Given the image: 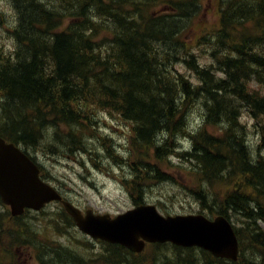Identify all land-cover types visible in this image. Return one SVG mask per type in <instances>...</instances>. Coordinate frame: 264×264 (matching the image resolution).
Segmentation results:
<instances>
[{"label":"trees","instance_id":"1","mask_svg":"<svg viewBox=\"0 0 264 264\" xmlns=\"http://www.w3.org/2000/svg\"><path fill=\"white\" fill-rule=\"evenodd\" d=\"M4 1L11 10L4 29L11 48L0 44V135L47 155H90L94 138H99L104 148L97 153L100 160L108 152L121 168L129 163L130 180L124 183L135 203L141 202L151 183L176 181L158 164L178 156L191 169L188 172L196 185L191 190L201 209L230 215L243 223L236 229L238 260H212L205 251L200 258L193 249L157 245L139 263L264 264V0H219L218 27L200 36L195 45L200 56L182 36L202 0ZM159 3L166 6L165 13L156 12ZM1 20L5 18L0 11ZM155 29L162 34L160 38L152 34ZM201 57L207 62L202 63ZM217 71L221 72L218 77ZM208 74H214L221 86L210 84L205 78ZM201 76L205 80H199ZM133 80L134 93L130 90H134ZM104 109L130 124L125 145L130 148L129 155L124 149L116 157L107 136L94 129V114L99 120ZM192 117L194 123H190ZM185 120L188 123L182 130L180 123ZM181 134H185L186 143L178 138ZM89 155L88 160L97 162ZM49 175L43 173L47 179ZM7 214L0 212V220ZM17 218L21 223L15 219L10 232L18 236L16 228H20L24 236L38 233L33 222ZM48 219L55 228L74 225L61 207ZM167 254L171 258H166ZM46 255L50 257L46 264H80L73 253L56 256L48 249ZM117 256L121 261L125 254L117 252ZM256 256L262 259L255 260Z\"/></svg>","mask_w":264,"mask_h":264},{"label":"rangeland","instance_id":"2","mask_svg":"<svg viewBox=\"0 0 264 264\" xmlns=\"http://www.w3.org/2000/svg\"><path fill=\"white\" fill-rule=\"evenodd\" d=\"M216 1L217 0H202L203 4L201 6L200 12L194 18L190 27H188L183 32V36H185L184 38H186L190 45L194 43L195 37L198 36L199 33L200 35L204 33L202 32L204 27L209 26L210 28H213L216 26L218 17V13H216ZM0 11L4 14L5 18L4 21H0V44L2 43L3 46L11 48V41L4 31L5 24L11 17V10L7 2H5L4 0H0ZM102 111L103 112L99 114L100 119L98 120V116L94 114L93 120H95L97 124H101L103 126L101 134L103 133V131H105L103 135H107L106 133H109L110 131L112 135L115 134V140L111 139L110 136L107 135L109 138L108 147L112 148L113 153L114 151L116 152L114 153V155L118 157L121 155V151L119 150H121L122 148H126L125 145L128 143L130 135V124L122 119L121 121L119 119H110L111 116L106 114L105 109ZM105 128L107 129V131L105 130ZM98 129L100 130V127ZM112 141L113 143L115 142V146L113 145ZM93 144L95 146V149L90 153V155L89 153H82V151V154H78V152L69 156L62 154V152L48 153L47 155L45 154L46 152L43 153L38 150L33 151V154L36 155L38 161L42 163V165L46 169V173L55 176L59 180L61 179L60 183L58 184L60 186V189L65 193L66 196H69V198L79 207H82L84 210L85 208L90 207L93 208L96 212L102 211L111 214L120 213L121 211H124L125 209L131 207L130 201L128 199V194L125 193L124 183L120 181L117 182L115 179L109 177V174L107 173L111 172L112 167L113 169L118 171L119 174H122L124 170H122L119 166H116L114 168V165L119 164V162H117L116 164L114 159L109 156L108 152L106 153L107 157H105L106 155H102L105 158L101 156L102 160L98 159L97 155L99 154L97 153H99L100 151V139L95 137L93 140ZM128 153L129 152H127V154ZM88 155L91 160L96 159L97 162L92 163V161L88 160ZM124 157L127 158V156ZM130 157L133 158L132 154L130 155ZM173 159L174 160L172 161V164L168 163V161H165L159 162L158 166L163 171H168L170 174L173 175L174 179L179 181L177 182L178 184L176 183L177 186L167 182L158 184L154 183L152 185L153 190L149 187L147 192H149V196L154 198V203H159L161 205L160 211L163 214L191 213L197 211L199 209V204L198 202H196V200L194 199V197H192L190 193V189L196 188V185L193 184L194 178L192 177L190 172H188L189 170L191 171V169L188 164L184 162V160H179L178 158ZM177 163H179V165H177ZM84 164H86V166ZM182 185L186 190L182 188ZM217 190L219 189L216 187V191ZM210 192L211 191H209V193ZM232 219V221H234V224L238 225V223L240 222L236 217H233ZM30 220L36 221L34 220V218L29 219V221ZM48 226L56 229L55 225L51 221L48 223ZM42 231L46 232L45 230ZM47 232L49 233L51 231ZM72 234L75 237V244L73 245V254H76L78 257L82 258L89 257L94 259L98 257V255L100 254V249H96L95 256H93L94 253H92V250L89 248L91 243L90 241L95 240H92L89 237L84 238L83 234L79 233L78 231H74L72 232ZM72 240H74L73 237ZM95 242L97 243L98 241ZM70 243L73 244L72 242ZM52 247L49 248L52 249ZM69 253L71 254L72 252ZM169 254H167V256L165 257L168 258ZM160 261V258H158L157 262ZM80 264L83 263L80 262ZM93 264L102 263L99 261Z\"/></svg>","mask_w":264,"mask_h":264},{"label":"water","instance_id":"3","mask_svg":"<svg viewBox=\"0 0 264 264\" xmlns=\"http://www.w3.org/2000/svg\"><path fill=\"white\" fill-rule=\"evenodd\" d=\"M39 168L13 143L0 136V196L11 206L13 214L23 207L38 208L52 199L61 200L58 192L39 177ZM64 207L83 232L94 238L118 242L140 250L146 240L172 241L178 245H198L215 256L236 258L237 237L228 220L218 215L214 220L202 214L161 215L156 206L144 204L114 218L94 215L63 200ZM141 237L143 240L139 239Z\"/></svg>","mask_w":264,"mask_h":264},{"label":"bare ground","instance_id":"4","mask_svg":"<svg viewBox=\"0 0 264 264\" xmlns=\"http://www.w3.org/2000/svg\"><path fill=\"white\" fill-rule=\"evenodd\" d=\"M181 1H183V0H181ZM180 1V2H181ZM232 1V0H231ZM234 1V0H233ZM241 1V0H240ZM141 3V2H140ZM232 3H235V2H232ZM239 3V2H238ZM183 7V6H182ZM187 7V6H186ZM137 8V7H136ZM135 8V9H136ZM179 8H180V6H179ZM183 8H185V6L183 7ZM183 8H181V9H183ZM141 9V8H140ZM186 9V8H185ZM189 10V9H188ZM180 11H183V10H180ZM185 12V11H184ZM263 12V11H262ZM186 13V12H185ZM189 14V13H188ZM191 14V13H190ZM193 15V14H192ZM134 17V16H133ZM194 17V16H193ZM91 18H93L92 17V15H91ZM177 18V17H176ZM176 18H175V20H176ZM183 19H184V17H182ZM170 19H172V18H170ZM185 21V20H184ZM174 22V21H173ZM186 22V21H185ZM144 23V22H143ZM147 23V22H146ZM175 23V22H174ZM177 23V22H176ZM182 23V22H181ZM171 24V23H170ZM170 24H169V26H170ZM184 24V23H183ZM182 25V24H181ZM126 32V31H125ZM154 32L156 33L155 35H157L158 36V38H160L161 36H162V34H161V36H160V33H159V31L158 30H154L153 32H152V34H154ZM151 34V35H152ZM163 37H166V36H163ZM153 39H156V40H154V41H157V40H159V39H157V38H155V37H152ZM119 39V38H118ZM164 38H162L161 40H163ZM121 40H123V39H121ZM159 43V42H158ZM155 44H157V42L155 43ZM173 45V44H172ZM159 46V45H158ZM165 46H167V44L165 45ZM250 46V45H249ZM173 47V46H172ZM171 47V48H172ZM176 48V47H175ZM164 50H165V47L163 48ZM159 50H161V49H159ZM168 50H169V48H168ZM180 50V49H179ZM147 51V50H146ZM171 51V50H170ZM177 52V51H176ZM175 52V53H176ZM149 54H150V52H148ZM158 53V52H157ZM173 53V52H172ZM146 55V54H145ZM153 55H156L155 54V52H154V54ZM169 55H171V54H169ZM178 55V54H177ZM147 56V55H146ZM256 56V55H255ZM156 57V56H155ZM169 57V56H168ZM167 57V58H168ZM172 57V56H171ZM179 57V56H178ZM143 58V57H142ZM144 58H146V57H144ZM164 58V57H163ZM259 58V57H258ZM160 59V58H159ZM165 59V58H164ZM169 59V58H168ZM173 59V58H172ZM102 60V59H101ZM157 60V59H156ZM207 59L205 58V57H201L200 58V61H202V63H205V62H207L206 61ZM142 61V60H141ZM144 61V60H143ZM147 61V60H146ZM150 61V60H149ZM152 61V60H151ZM177 61V60H176ZM257 61V60H256ZM160 62H161V60H160ZM181 62V61H180ZM179 62V63H180ZM259 62V61H258ZM153 63V62H152ZM155 63V62H154ZM164 63V62H163ZM166 63H168V62H166ZM171 62H169V64H170ZM172 63H174V61L172 62ZM176 63V62H175ZM178 63V62H177ZM157 64V63H156ZM165 64V63H164ZM182 64V63H181ZM140 65V64H139ZM152 65H154V64H152ZM160 65V64H159ZM162 65V64H161ZM167 65V64H166ZM166 65H164V66H166ZM254 65V64H253ZM163 66V67H164ZM177 66V65H176ZM168 67H169V65H168ZM175 67V66H174ZM171 68H172V66H171ZM149 69V68H148ZM66 71V70H65ZM148 71V70H147ZM163 71H167V70H163ZM162 72V71H161ZM161 72H159V73H161ZM168 72V71H167ZM166 74V73H165ZM173 74V73H172ZM215 74V73H214ZM214 74H208V76H204L205 78H206V80L208 81V82H210V84H215V85H220V83H216L215 82V78L216 77H218V76H220V74H221V72H219V71H217L216 72V74H215V76L216 77H214ZM168 75V74H167ZM189 75V74H188ZM191 75V74H190ZM193 75V74H192ZM172 76V75H171ZM174 76V75H173ZM178 77V76H177ZM193 77V76H192ZM192 77H190V78H192ZM203 76H201V77H199V80H205V78H202ZM166 78H168V77H166ZM171 78V77H170ZM174 78V77H173ZM179 78V77H178ZM172 79V78H171ZM194 79V78H193ZM171 82H173V81H171ZM170 82V83H171ZM175 82V81H174ZM169 83V82H168ZM130 84L132 85H130L132 88H134L133 86H134V80L133 81H131L130 82ZM208 84V83H207ZM224 84H226V83H224ZM128 85V84H127ZM129 86V87H130ZM139 86V85H138ZM221 86V85H220ZM224 86V85H223ZM130 87V88H131ZM230 89V88H229ZM133 93L134 92H136L135 91V88H134V90L133 89H130ZM131 91H129L130 93H131ZM182 91V90H181ZM66 97V96H65ZM242 98V97H241ZM131 99V98H130ZM139 99V98H138ZM239 99V98H238ZM168 101V100H167ZM78 102V101H77ZM139 102V101H138ZM202 102H203V100H202ZM172 103V102H171ZM198 104H199V102H198ZM201 104V103H200ZM196 105V104H195ZM194 105V106H195ZM202 105V104H201ZM132 107V106H131ZM169 107V106H168ZM201 107V106H200ZM205 108V107H204ZM211 108V107H210ZM197 109H199V108H197ZM203 109V107L201 108V110ZM196 111V110H195ZM207 111V110H206ZM107 113V115H109V116H115V114H112V113H110V112H108V111H106ZM207 113V112H206ZM105 114V115H106ZM131 114V113H130ZM136 114V113H135ZM198 114H200L199 113V111H198V113H197V115ZM132 115V114H131ZM208 115V114H207ZM130 117V116H129ZM128 117V118H129ZM105 118V117H104ZM128 118H127V120H128ZM131 118V117H130ZM134 120V119H133ZM137 120V119H136ZM191 120V122L190 123H194L195 121L193 120V117H192V119H190ZM189 119H188V121H190ZM219 120V119H218ZM222 120V119H221ZM240 121L242 120V119H239ZM223 121V120H222ZM226 121V120H225ZM133 122V121H132ZM135 122H137V121H135ZM138 122H140V121H138ZM137 122V123H138ZM221 122V121H220ZM245 122V121H244ZM186 123H188V122H186V120L185 121H183L182 123H180L181 125V129L182 130H185L186 129ZM223 123H225V122H223ZM93 124H94V129L96 128H99L100 127V130H99V132L101 131V130H103V126H100V124H97V122L95 121V120H93ZM140 124H142V123H140ZM145 124V123H144ZM226 124V123H225ZM224 124V125H225ZM233 124V123H232ZM248 124V123H247ZM75 125V124H74ZM78 125V124H77ZM136 125V124H135ZM145 125H147V124H145ZM194 125V124H193ZM201 125V124H200ZM237 125H240V124H237ZM236 125V126H237ZM79 126V125H78ZM77 126V127H78ZM235 126V125H234ZM233 126V127H234ZM248 126V125H247ZM76 127V126H75ZM141 127V126H140ZM164 127V126H163ZM162 127V128H163ZM167 127V126H166ZM192 127V126H191ZM194 127H195V125H194ZM198 127V126H197ZM201 127V126H200ZM79 128V127H78ZM120 128V127H119ZM143 128V127H142ZM247 128V127H246ZM168 129V128H167ZM192 129V128H191ZM194 129V128H193ZM98 130V129H97ZM105 130L107 131V129L105 128ZM139 130H142V129H139ZM159 131H160V129H158ZM196 130V129H195ZM236 130V129H235ZM241 130H243V129H241ZM247 131L249 130V129H246ZM245 130V131H246ZM252 130H254L253 128H252ZM109 131V130H108ZM127 131V130H126ZM194 131V130H193ZM199 131V130H198ZM244 131V132H245ZM246 131V132H247ZM255 131V130H254ZM253 131V132H254ZM257 131V130H256ZM105 131H103V133H104ZM111 132V131H110ZM109 132V133H110ZM130 132V131H129ZM142 132V131H141ZM161 132V131H160ZM176 132V131H175ZM195 132V131H194ZM197 132V131H196ZM195 132V133H196ZM253 132H251V133H253ZM101 133V132H100ZM103 133H102V135H103ZM159 133V132H158ZM163 133V132H162ZM164 133H165V131H164ZM163 133V134H164ZM180 133V132H179ZM142 134V133H141ZM166 134H168V132H166ZM172 134H173V132H172ZM171 134V135H172ZM175 134H177V133H175ZM244 134V133H243ZM88 135H91V134H88ZM95 135V134H94ZM94 135H91V136H94ZM125 135V134H124ZM182 136L180 137L179 135H177V136H179L178 138H181V139H184L185 138V134L183 135V134H181ZM190 135V134H189ZM245 135V134H244ZM249 135H251V134H249ZM258 135V134H257ZM87 136V135H86ZM114 136H115V134H114ZM159 136V135H158ZM162 136H164V135H162ZM247 136H248V134H247ZM95 137V136H94ZM176 137V136H175ZM190 137V136H189ZM231 137V136H230ZM87 138H88V136H87ZM116 138V137H115ZM118 138V137H117ZM140 138V137H139ZM159 138L162 140V137H160L159 136ZM177 138V137H176ZM187 138H188V136H187ZM229 138V137H228ZM91 139H92V137H91ZM99 139V138H98ZM145 139V138H144ZM157 139V138H156ZM163 139H165V138H163ZM181 139H178V140H181ZM190 139V138H189ZM188 139V140H189ZM192 139V138H191ZM203 139V138H202ZM252 139V138H251ZM74 140V139H73ZM73 140H70V142H68L69 144H73L72 142H74ZM107 140V139H106ZM117 140V139H116ZM185 141V143H186V139H184ZM246 140V139H245ZM257 140V139H256ZM120 141V140H119ZM143 141V139L142 140H140V142H142ZM155 141V140H154ZM182 141V140H181ZM247 141V140H246ZM260 141V140H259ZM56 142H58V141H56ZM89 142H91V141H89ZM118 142V141H117ZM156 142V141H155ZM158 142L160 143V141L158 140ZM226 142H227V140H226ZM85 143V142H84ZM93 143V142H92ZM96 143V142H95ZM98 143V142H97ZM111 143V142H110ZM112 143H113V141H112ZM115 143V142H114ZM114 143H113V145H114ZM143 143V142H142ZM159 143H157V144H159ZM258 143V142H257ZM86 144V143H85ZM88 144V143H87ZM90 144V143H89ZM189 144V143H188ZM61 145H62V142H61ZM94 145V144H93ZM97 145V144H96ZM100 145V144H99ZM103 145V144H102ZM156 145V144H155ZM164 145V144H163ZM180 145V144H179ZM184 145H187V144H184ZM183 145V146H184ZM226 145V144H225ZM115 146V145H114ZM168 146V145H167ZM177 146V145H176ZM182 146V145H181ZM181 146L179 147V148H181ZM188 146V145H187ZM192 146V145H191ZM264 146V145H263ZM83 147V146H82ZM87 147V146H86ZM101 148L100 149H102L103 147L102 146H100ZM170 147V146H169ZM168 147V148H169ZM248 147V146H247ZM262 147V146H261ZM260 147V148H261ZM107 148V147H106ZM182 148H184V147H182ZM187 148V147H186ZM91 148H89V150H90ZM93 149H95V148H93ZM124 149H126V151H128L129 149H127V148H122L121 149V151H122V154H123V152H124ZM164 149V148H163ZM170 149H171V147H170ZM169 149V150H170ZM173 149V148H172ZM188 149V148H187ZM75 150H80L79 149V147H76V149ZM92 150V149H91ZM108 150V149H107ZM168 150V151H169ZM182 150V149H181ZM264 150V149H263ZM103 151H104V148H103ZM120 151V150H119ZM153 151V150H152ZM240 151V150H239ZM242 151V150H241ZM81 152V151H80ZM129 152V151H128ZM156 152V151H155ZM219 152V151H218ZM217 152V153H218ZM234 152V151H233ZM252 152V151H251ZM104 153V152H103ZM102 153V154H103ZM163 153V152H162ZM171 153V152H170ZM249 153H250V151H249ZM255 153H257V152H255ZM254 153V154H255ZM32 154V156L33 157H37L36 155H34L33 154V152L31 153ZM96 154V153H95ZM101 154V155H102ZM129 154V153H128ZM159 154V153H158ZM168 154V153H167ZM219 154V153H218ZM251 154V153H250ZM262 154V153H261ZM68 155V154H67ZM105 155V154H104ZM221 155H222V157H225V156H227L226 154H225V152H222L221 153ZM154 156H156V155H154ZM158 157H160V155H157ZM258 156V155H257ZM96 157V156H95ZM102 157H104V156H102ZM105 157H107V155L105 156ZM104 157V158H105ZM177 157V156H176ZM162 158V157H161ZM179 158V157H178ZM99 159V158H98ZM167 159V158H166ZM225 159H227V157H225ZM254 159H255V157H254ZM260 159V158H259ZM263 159V158H262ZM102 160V159H101ZM123 159H121V161H122ZM120 161V162H121ZM175 161H177V160H175ZM251 161H253V160H251ZM113 162V161H112ZM118 161L116 160L115 161V163H117ZM123 163H125L124 161H123ZM228 163V162H227ZM113 164V163H112ZM128 165H127V167H129V163H127ZM141 166V165H140ZM142 166H144V165H142ZM226 167V166H225ZM227 167H229L228 165H227ZM129 168H131V167H129ZM230 168V167H229ZM153 169H155V168H153ZM134 171V170H133ZM154 171V170H153ZM132 173H134V172H132ZM137 173V172H136ZM152 173V172H151ZM141 175V174H140ZM152 175V174H151ZM142 177V176H141ZM149 177V176H148ZM49 178H51V179H53V177L51 176V175H49ZM48 178V179H49ZM144 178V177H143ZM205 181V180H204ZM207 181V180H206ZM204 183V182H203ZM207 183H205L204 185H206ZM208 185V184H207ZM206 185V186H207ZM182 187H183V185H182ZM208 187V186H207ZM180 188H181V186H180ZM205 188V187H204ZM209 189V188H208ZM207 189V190H208ZM210 190V189H209ZM204 192V191H203ZM207 193V192H206ZM210 193H212V192H210ZM210 193H209V196H212V195H210ZM198 194V193H197ZM199 194H200V192H199ZM198 194V195H199ZM205 195V194H204ZM214 195V194H213ZM201 196H203V195H201ZM208 196V195H207ZM209 196H208V198H209ZM193 197V196H192ZM195 197V196H194ZM197 197V196H196ZM214 197V196H213ZM196 199V198H195ZM199 198H197L196 200H198ZM213 199H215V198H213ZM238 200V199H237ZM236 200V201H237ZM199 201V200H198ZM211 201V200H210ZM217 201V200H216ZM207 202H208V200H207ZM217 203V202H216ZM251 204V203H250ZM204 205V204H203ZM228 205V204H227ZM217 206V205H216ZM245 207V206H244ZM228 208H230V207H228ZM212 209V208H211ZM217 209V208H216ZM207 210H209V209H207ZM230 210V209H229ZM250 210V209H249ZM231 213V212H230ZM235 214H236V212H234ZM252 213V212H251ZM255 213V212H254ZM235 214H233V215H235ZM232 215V214H231ZM251 216V215H250ZM243 218V217H242ZM256 218H258V215H257V217ZM235 219V218H234ZM237 221V220H236ZM252 221V220H251ZM238 222V221H237ZM236 222V223H237ZM245 223V222H244ZM243 224V223H242ZM254 224V223H253ZM55 225V224H54ZM67 225V224H66ZM61 226V225H60ZM63 226H65V225H63ZM56 227V229H53L52 231H51V234H48V233H46V232H43V231H39L37 234H38V237L40 238V240L42 241V242H44V244H46L47 245V247L49 248V247H52V246H54V247H56V245L58 244V240H59V238L61 237V236H63V234H65L66 232H67V230L69 229V228H71L72 226H69V225H67V226H65V227ZM249 226H251V225H249ZM263 226V225H262ZM48 227H50V226H48ZM51 228V227H50ZM72 237H73V239L74 240H72ZM70 242H72L73 244H71ZM75 244V237L73 236V234H72V232L70 231L69 232V236H68V238H67V240L65 241V242H63V244H61V245H59L58 246V248L59 249H61V250H66V254H67V256H69V252H74V250H73V245ZM78 244V243H77ZM254 247V246H253ZM252 247V248H253ZM255 248V247H254ZM100 249V254L98 255V257H96V258H89V257H86V258H82V257H78L77 255H76V258H79V261L81 262V263H83L84 264V262H85V264H93V263H95V262H101L102 264H123V263H126V264H132V254H131V252H129L126 248H124V247H119V246H112V247H100L99 248ZM98 249V250H99ZM256 250H257V248H255ZM254 249V250H255ZM92 250V253H94V255L93 256H95V253H96V249H91ZM248 250V249H247ZM253 250V249H252ZM59 251V250H58ZM117 252H119L121 255L122 254H125V256H124V258H122L121 259V261H118V256H117ZM249 252V251H248ZM261 252V251H260ZM112 254H114L113 256H112ZM260 254V253H259ZM252 256H253V254H251ZM107 256H110L109 258H110V260L109 259H107ZM261 256V255H260ZM260 256H256V258H254L255 260H257V257H259L260 258ZM142 256H140V257H137V263H139V262H141V261H143L144 260V258H141ZM248 257H249V255H248ZM255 257V256H254ZM262 259V258H261ZM260 259V260H261ZM113 260V261H112ZM259 260V261H260ZM78 261V262H79ZM112 261V262H111ZM253 261V260H252ZM140 264V263H139Z\"/></svg>","mask_w":264,"mask_h":264},{"label":"flooded vegetation","instance_id":"5","mask_svg":"<svg viewBox=\"0 0 264 264\" xmlns=\"http://www.w3.org/2000/svg\"><path fill=\"white\" fill-rule=\"evenodd\" d=\"M17 231L20 233L18 236H16V234H11L8 236L7 240L0 243V264H46L50 258L46 255L48 249L50 250L51 255L60 256L61 254L67 253L66 250L58 249V247H52V249H50L47 246L39 245L40 239L36 236L34 243L29 238L31 235H29V237L24 236V233H22L20 228L17 229ZM25 237H27V245L25 244ZM99 245L101 247L109 248L112 246H119L117 244L108 245L106 243H99ZM131 254L132 264H139L137 263V257H139V254L136 252H131ZM193 264L198 263L194 262Z\"/></svg>","mask_w":264,"mask_h":264},{"label":"clouds","instance_id":"6","mask_svg":"<svg viewBox=\"0 0 264 264\" xmlns=\"http://www.w3.org/2000/svg\"><path fill=\"white\" fill-rule=\"evenodd\" d=\"M257 260H259V257H257Z\"/></svg>","mask_w":264,"mask_h":264}]
</instances>
